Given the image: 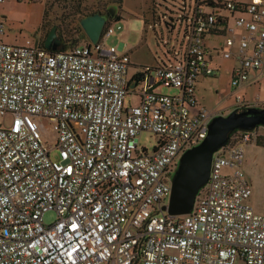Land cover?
<instances>
[{
  "label": "built area",
  "instance_id": "obj_1",
  "mask_svg": "<svg viewBox=\"0 0 264 264\" xmlns=\"http://www.w3.org/2000/svg\"><path fill=\"white\" fill-rule=\"evenodd\" d=\"M199 1L178 11L171 55L132 76L129 49L108 42L112 25L96 43L52 51L6 41L0 18V264H264V214L243 170L258 128L215 152L189 213L163 209L181 155L220 113L196 93L220 70L207 36L236 60L238 109L251 107L240 89L264 75V0Z\"/></svg>",
  "mask_w": 264,
  "mask_h": 264
},
{
  "label": "rangeland",
  "instance_id": "obj_2",
  "mask_svg": "<svg viewBox=\"0 0 264 264\" xmlns=\"http://www.w3.org/2000/svg\"><path fill=\"white\" fill-rule=\"evenodd\" d=\"M176 1L173 13L177 12L176 9L181 3V0ZM187 2L194 4V0ZM112 6H115V10L111 9ZM44 12L48 20L45 25H43ZM93 12L106 15L108 25H112L113 28L108 42L130 47V56L137 62L136 66L155 63L157 57L167 59V55H171L169 49L178 46L183 37V32L179 33L178 27H167L163 17L158 18L160 14L164 15V10L156 6L153 0H4L0 2V18L6 25L5 39L14 44H26L29 41L33 44H42L53 25H57V33L65 39L66 46L87 43L88 36L80 21L82 17ZM110 12L119 13L122 18L114 20L109 16ZM222 64V70L216 76L200 80L197 96L210 110L229 113L238 109V104L235 101L236 97L232 95L234 89L229 85L230 75L227 73L231 61L223 60ZM134 71H136L135 67L131 69V72ZM262 88L264 89V86ZM160 90L171 95L180 92L177 87H162ZM252 95L250 93V97ZM129 99L134 101L136 97L129 94L127 102ZM256 104L258 105L254 106L264 107V104ZM1 120L0 116V122ZM258 129L260 134L264 135V126H259ZM141 140L150 150L157 142L156 136L148 131L141 135ZM243 170L253 186L251 197L260 200L264 206L263 146H257L256 143L246 146ZM55 219V211L44 214L46 223H51Z\"/></svg>",
  "mask_w": 264,
  "mask_h": 264
},
{
  "label": "water",
  "instance_id": "obj_3",
  "mask_svg": "<svg viewBox=\"0 0 264 264\" xmlns=\"http://www.w3.org/2000/svg\"><path fill=\"white\" fill-rule=\"evenodd\" d=\"M80 22L91 42L96 43L107 24V17L97 12L82 17ZM63 44L64 38L58 35L57 25H53L44 45L58 50ZM259 126H264V107L251 106L234 109L227 114L214 115L209 123L207 136L181 155L172 177L168 204L163 206V209L171 215L189 213L195 205L200 189L209 181L215 152L229 142L234 131H253Z\"/></svg>",
  "mask_w": 264,
  "mask_h": 264
},
{
  "label": "crops",
  "instance_id": "obj_4",
  "mask_svg": "<svg viewBox=\"0 0 264 264\" xmlns=\"http://www.w3.org/2000/svg\"><path fill=\"white\" fill-rule=\"evenodd\" d=\"M215 42H217V39L215 38V36H210L208 35L207 36V40H206V43H207V48H208V51L210 53V55L212 56V63L219 67V71L220 72L222 70V62L223 60H229L231 61V65L229 66V68H227V73L230 75V78H231V69L234 67L235 63H236V60L234 59H225V58H222L220 55L217 54V50L216 48H214V45H215ZM112 44H116L119 48L121 49H129V53H130V50L131 48L128 47L127 45L125 46H120L119 43H112ZM131 57V56H130ZM160 58V57H159ZM157 60V58H155ZM136 63L132 58H131V67L129 69V72H128V75L129 76H132L133 74H135L136 72H139L140 69L142 67L140 66H136ZM156 63V62H155ZM155 63H143L145 65L147 64H155ZM138 65V64H137ZM144 66V65H143ZM135 67L136 71L134 72H131V69ZM217 75V74H216ZM216 75H209V76H201L197 82V87L196 89L198 88V83L200 82V80L202 79H205L207 77H212V76H216ZM229 85H230V81H229ZM262 86H264V75H259L257 73L253 74V77L251 79L250 82H248L247 84H245L241 89H240V92L243 93V96H244V99L247 100L249 102V104L251 106H254V105H258L256 103H261V104H264V89L262 88ZM161 89V88H160ZM252 90H254L253 92H251ZM196 93H197V90H196ZM250 93H252L253 95L250 97ZM256 95V96H255ZM247 96V97H245ZM198 100H199V97L197 96ZM251 98V99H250ZM263 101H262V100ZM199 102H201L199 100ZM203 103V102H201ZM204 104V103H203ZM205 105V104H204ZM206 106V105H205ZM259 133H260V130H259ZM256 140H253L252 142H249L246 146L248 145H253L255 144ZM257 146H259L257 143H256ZM250 203L253 205V207L260 213H263L264 214V206L263 204L261 203L260 200L258 199H254L252 197H250Z\"/></svg>",
  "mask_w": 264,
  "mask_h": 264
},
{
  "label": "trees",
  "instance_id": "obj_5",
  "mask_svg": "<svg viewBox=\"0 0 264 264\" xmlns=\"http://www.w3.org/2000/svg\"><path fill=\"white\" fill-rule=\"evenodd\" d=\"M172 2H174V4H171ZM185 2L186 0H181V3L178 7L177 12H174L173 13V7H175V5L177 4V1L175 2V0H153V3L158 6L159 8H162L164 10V15H161L158 16V18L160 17V19L163 17L164 19V22L165 24L167 25V27H171L173 28L174 27V24L175 22L179 19V17L177 16L178 14V11H183V8L185 6ZM201 4L207 6V8H213L215 6L214 2L212 0H200L199 1ZM112 10H115V6H112L111 8ZM93 13H97V12H93ZM92 14V13H90ZM88 15V14H87ZM109 16L111 18H113L114 20H118V19H121V15L119 13H113V12H110L109 13ZM47 19H46V12H44L43 14V25L47 24ZM108 24V23H107ZM90 42V39L88 37V40H87V43ZM43 46L44 45V42L41 44ZM50 50L54 51L53 49L49 48ZM62 49H67V47H62ZM259 130V129H258ZM238 133V131H234L232 134H231V139L234 135H236ZM256 143L259 145V146H263L264 147V135L263 134H257L256 137ZM230 139V140H231ZM253 141V140H252Z\"/></svg>",
  "mask_w": 264,
  "mask_h": 264
},
{
  "label": "flooded vegetation",
  "instance_id": "obj_6",
  "mask_svg": "<svg viewBox=\"0 0 264 264\" xmlns=\"http://www.w3.org/2000/svg\"><path fill=\"white\" fill-rule=\"evenodd\" d=\"M65 40V39H64ZM219 114H227V113H225V112H220V113H218V114H216V115H219ZM260 134V133H259ZM256 138H254L253 140H255ZM252 142V141H251Z\"/></svg>",
  "mask_w": 264,
  "mask_h": 264
}]
</instances>
